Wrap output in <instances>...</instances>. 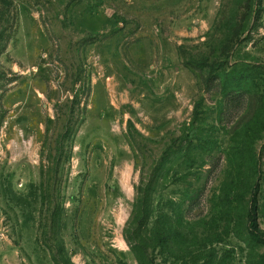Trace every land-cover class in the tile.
Segmentation results:
<instances>
[{
    "label": "rangeland",
    "instance_id": "obj_1",
    "mask_svg": "<svg viewBox=\"0 0 264 264\" xmlns=\"http://www.w3.org/2000/svg\"><path fill=\"white\" fill-rule=\"evenodd\" d=\"M6 1L0 264H264V0Z\"/></svg>",
    "mask_w": 264,
    "mask_h": 264
},
{
    "label": "trees",
    "instance_id": "obj_2",
    "mask_svg": "<svg viewBox=\"0 0 264 264\" xmlns=\"http://www.w3.org/2000/svg\"><path fill=\"white\" fill-rule=\"evenodd\" d=\"M0 6L7 8V1L2 0L0 1ZM211 75L207 77V84L211 83ZM230 80H234V82H238L240 80L239 75L231 74ZM151 188L150 184L147 186L138 188V196L136 198L134 204V222L138 224L139 228L146 227L147 221L149 218V204L147 203L148 200V189ZM144 192V193H143ZM259 192H260V182L257 179L254 182V185L251 188L250 197L248 199V207L246 212V242L248 244H263L264 245V231L259 227L258 222V209H259ZM57 249V253L52 254V260L55 264H73L65 247L63 244L62 239L55 245ZM136 256L140 263L143 262L140 251L137 249L138 245L134 243L132 245Z\"/></svg>",
    "mask_w": 264,
    "mask_h": 264
}]
</instances>
